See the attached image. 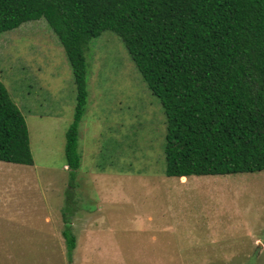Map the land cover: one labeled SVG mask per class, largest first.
<instances>
[{
  "label": "rangeland",
  "instance_id": "1",
  "mask_svg": "<svg viewBox=\"0 0 264 264\" xmlns=\"http://www.w3.org/2000/svg\"><path fill=\"white\" fill-rule=\"evenodd\" d=\"M84 58L72 175L76 89L63 48L44 19L0 34V82L33 158L0 162V264H264V171L166 177L163 110L121 40L105 31Z\"/></svg>",
  "mask_w": 264,
  "mask_h": 264
},
{
  "label": "trees",
  "instance_id": "2",
  "mask_svg": "<svg viewBox=\"0 0 264 264\" xmlns=\"http://www.w3.org/2000/svg\"><path fill=\"white\" fill-rule=\"evenodd\" d=\"M40 19L75 84L64 150L72 175L88 96L84 48L105 31L121 40L160 102L166 177L264 171V0H0V34ZM0 162L33 165L25 120L1 82Z\"/></svg>",
  "mask_w": 264,
  "mask_h": 264
}]
</instances>
